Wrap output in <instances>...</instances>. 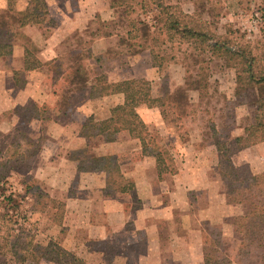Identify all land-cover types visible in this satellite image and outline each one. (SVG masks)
<instances>
[{"label": "rangeland", "instance_id": "374dc122", "mask_svg": "<svg viewBox=\"0 0 264 264\" xmlns=\"http://www.w3.org/2000/svg\"><path fill=\"white\" fill-rule=\"evenodd\" d=\"M179 1L187 13L202 9L211 32L230 39L235 50L250 52L255 67L264 68V0H241L239 10L231 6L239 0ZM49 2L52 13L36 48L51 49L50 58L43 62L45 76L34 78L47 92L46 102L38 98L8 109L0 98V161L22 146L16 166L0 170V264H69L72 255L82 264H139L146 252L169 253L182 241L194 244L198 228L203 245L210 244L212 232L220 234L216 254L229 264H260L258 252L238 249L232 218L244 206L231 204L235 214L219 219L227 212L216 203L210 206L209 199L211 192L224 191L219 167L225 158L242 173L264 170V141L239 155L241 145L234 142L259 119L258 135L264 136V86L245 82L236 60L222 51L178 40L171 44L153 3L142 9L139 1L127 14L111 8L110 0ZM3 6L14 11L17 0H4ZM124 18L134 22L132 34L113 29L112 21L121 24ZM150 48L175 60L159 71L151 65ZM103 73L111 81L147 82L111 100L92 97L91 84L82 81ZM128 109L147 125L148 151L135 142L125 150L127 132L108 145L95 139L86 145L76 137L77 123L89 112L98 119ZM54 142L62 148L56 154ZM68 149H84L90 176L65 160ZM103 153L124 174V194L83 187L98 175ZM183 181L185 189H179Z\"/></svg>", "mask_w": 264, "mask_h": 264}, {"label": "trees", "instance_id": "16d2710c", "mask_svg": "<svg viewBox=\"0 0 264 264\" xmlns=\"http://www.w3.org/2000/svg\"><path fill=\"white\" fill-rule=\"evenodd\" d=\"M110 0L111 8H122L121 12L130 14L135 11L138 2L143 9L144 5L153 3L162 15V29L167 40L174 44L177 40L185 42L189 45H198V48L209 49L212 52L222 51L226 55L236 60L235 68L239 69L245 75V82L254 83L264 86V68L257 69L255 67V58L250 52L235 50L230 42L224 36L216 35L207 27V22L202 19L203 10L197 8L194 12L187 13L183 10L179 0L170 3L168 0ZM239 0L236 4V10L242 8V2ZM203 5V4H201ZM199 5V7L201 6ZM48 14L47 4L45 0H29L27 7L10 14L2 11L0 13V56L11 53L12 45L7 42L8 34L18 32L21 26L33 23L41 24L45 21ZM9 19H11L9 21ZM121 24L117 20L112 21L114 30H119L117 27L127 30L128 35L132 34L134 22L130 19H123ZM11 32V33H9ZM36 48L32 43H28L24 50V68L25 70L36 68L40 65L39 60L35 56ZM149 56L152 66L159 71L164 68V65L175 60L173 54H159L154 49H149ZM169 62V63H168ZM92 77V76H91ZM16 83H19L18 77ZM82 82L91 84L90 95L92 97L104 96L116 93H128L133 89L140 87L147 81L145 79H124L120 81H109L103 74L93 75L92 78L86 77ZM261 118H264V113H261ZM78 134L86 137V145L90 144L91 140L100 142L114 141L117 135L125 131L133 138L137 139L143 151H148L147 141L151 137L145 121L133 109L111 113L105 118H94L90 115L82 124L78 125ZM263 127V119H259L255 125L244 128V135L236 136L234 142L240 144L239 149L248 147L257 142L264 141L263 135H258V130ZM42 140H39V142ZM29 142H32L29 140ZM18 144V143H17ZM16 144V145H17ZM217 149L220 151L218 142L215 141ZM40 145H38L39 148ZM22 147L20 143L17 145ZM8 150L7 160L0 161V170L10 171V167L16 166L20 161L18 149ZM17 150V151H16ZM37 150V149H36ZM35 150V151H36ZM84 149H74L69 151L68 158L76 163L77 171H86V159L83 155ZM34 155V153H30ZM106 156L102 157V168L106 174V187L123 193L127 190V183L124 174L118 166L112 167L109 161H106ZM226 163L219 167V174L222 180L225 181L224 191L221 197L227 204H242L245 208L241 215H236L232 219L234 231L239 236V252L242 250H254L260 256V264H264V170L251 173H242L233 165L231 160L225 158ZM13 163V164H12ZM15 164V165H14ZM220 234L212 232L210 244L202 245L203 264H229L222 257L217 255L220 249ZM83 261L76 256L70 257L69 264H82Z\"/></svg>", "mask_w": 264, "mask_h": 264}, {"label": "crops", "instance_id": "0c3cea01", "mask_svg": "<svg viewBox=\"0 0 264 264\" xmlns=\"http://www.w3.org/2000/svg\"><path fill=\"white\" fill-rule=\"evenodd\" d=\"M3 2L4 0H0V13L4 11L10 14H14V13H17L18 11L24 10L28 5L29 0H17V7H15L14 11H10L7 8H5L3 6ZM45 2L47 4V10H48V14H47L45 21L41 24H33V23L25 24L17 29L18 32H15L14 34H8L9 37L7 39V42H9L12 45L11 53L8 55L0 56V98H1V101L7 102L6 104H7L8 109L15 108L17 106L19 108H22L23 106H25V103L29 102L30 100L38 101V98H41V104H43L44 102H46V98L48 97L47 92L41 88V83L37 80H34V78L37 76L38 77L45 76L43 62H44V59L50 58L48 54L51 51V49H47L45 47H43V49H40L38 51L36 48V46H40L39 43L42 41L43 36H44L43 35L44 32L42 31L44 28L43 25L46 24L47 18L52 13V8H51V4L49 0H45ZM10 20L11 19H9V21ZM28 43H32L34 47L36 48L35 56L37 60H39L40 65L36 68L25 70L23 58H24L25 46H27ZM15 77H18L19 79L18 84L16 83ZM128 79H131V78H128ZM120 80H124V79H117V80H112V81H120ZM121 94L123 93L104 95L103 97H109V100H111V99H114V97L121 96ZM90 115L91 113L89 112L88 115H86L83 118V120L78 122L77 128L79 127L78 125L82 124ZM102 118H105V117H102ZM122 132H125V131H122ZM50 134L52 138H55V132L50 133ZM119 134H121V132ZM76 137L83 139L85 143L87 141L86 137L81 136L79 134ZM117 137L114 141L105 142V144L108 145V144L116 142V140L118 139ZM50 138H49V143L52 144L53 141L50 140ZM57 138L53 140L55 141L57 140ZM129 138L125 137L126 139L124 140V143H125L124 148H126L125 150L128 149V144H132V142H135V144H138L137 149L141 148V145L137 139H133L131 137ZM46 141H48V139ZM54 145H55L54 154H56V152L59 150L62 151V148L60 147L61 146L60 143L54 142ZM69 150L70 149H68V151ZM248 150H250V147L244 148V149L242 148L241 150H238L236 154L238 155L244 154V152H248ZM103 156H104V153H103ZM65 160L71 161L68 157H65ZM74 170L75 172H77L76 163L74 166ZM79 173L81 174L83 173L87 177L91 175V171H89L88 169L84 172H79ZM88 179H91L93 181L91 182L86 181L87 183L85 182L83 185V187L86 186L85 188H91L93 190V189H103L104 187L106 188L107 186L106 185V174L102 166L98 170L97 176L93 174ZM185 182L186 181H183V185L180 183L178 185V188L182 189V186H183V189H185V186H186ZM153 183L155 184V182ZM167 185H168L167 188L170 189L168 183ZM135 186H136L135 188L138 190L142 189L140 180L135 181ZM163 186H164V183H163ZM171 189H174V188H171ZM221 193L222 191L220 193L211 192L210 199H209L210 206L211 204L216 203L218 207L220 206L221 211L225 210L227 212V213H220L219 215H217L219 219H223L224 217H228L230 215L235 214L234 211H231L232 210L231 204H227L224 201V198L221 197ZM78 201L81 202L83 200L78 199ZM166 207H169V206H166ZM164 218H166V216ZM192 229L189 228L186 231L192 234L193 232ZM194 231H195L193 232L195 234L194 244H191V242L188 243L189 241L187 243L182 241V244L178 245L177 247L176 246L169 247V253L167 250H159L157 253L153 255H150V252L149 253L146 252V254L143 255V259L140 258L137 260V262H139V264L141 263V261H142L141 264H164V262H168V261L171 263L173 261L174 262L178 261L179 264H203V253H202L203 240H202L201 230L198 228L197 230H194ZM193 257H195V262L193 261Z\"/></svg>", "mask_w": 264, "mask_h": 264}]
</instances>
